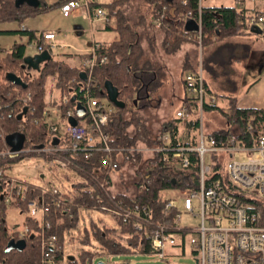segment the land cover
Wrapping results in <instances>:
<instances>
[{
    "label": "trees",
    "instance_id": "obj_1",
    "mask_svg": "<svg viewBox=\"0 0 264 264\" xmlns=\"http://www.w3.org/2000/svg\"><path fill=\"white\" fill-rule=\"evenodd\" d=\"M139 2L140 0H113L105 6V28L116 32L117 37L110 43H97L95 53L99 57H106V62L95 66L88 77L79 68L57 58L55 52H50L51 58L42 63L38 70L28 68L23 62L26 46L24 43H14L9 51L0 57V132L4 136V140L0 137V152L5 149L13 150L9 137L20 140V150L52 149L50 154L41 155L46 160L60 158L68 161V170L80 179L73 184L71 192L63 195L64 199L58 207L55 204L56 200L51 201L53 197L47 198L50 211L48 219L51 224L47 235L55 234L57 237L58 252L55 257L57 262L64 260L66 264L78 262L91 264L95 254L108 256L130 253L154 254L150 250L147 235L156 223L170 217V213L167 217L164 216L162 191L170 187L187 190L198 188L197 156L193 153L189 156L191 164L188 170L183 172L186 178L194 176V181L189 184L170 180L162 164L158 161L154 163L157 159L156 153L153 159L144 160L147 174L135 182L133 198L122 192H111L109 189L105 192L100 187L101 183L109 181L113 171L111 162L115 161V154L135 147L138 142L147 147L160 146L158 136L166 132L170 137V147L195 145V135L191 136L190 132H195L199 125L197 104L193 98L186 95L183 79L181 83L184 92L181 104L189 109V119L170 117L160 124L157 135L153 136L147 128L146 119L139 115L140 111L155 106L165 81V70L154 55V37H162L160 48L165 54H174L186 41L193 42L196 47L197 35L200 34L204 86L209 95L225 101L223 107L219 104L213 108L207 104L203 107V112L214 110L223 120L220 127L205 129L214 137L217 145H228L227 140L231 136L240 142L250 144L253 138L264 134V106L261 108L236 106L233 94L237 85L232 66L233 63L245 60L249 50L247 45L233 42L232 39L251 34L249 19L264 14V9L249 13L245 8L209 6L203 4L201 0H141V5ZM88 5L91 11L95 12L98 8L104 11L103 6L96 3L90 2ZM142 5L147 6V15L140 14ZM50 7L44 0H39L37 7L25 4L15 6L14 0H0V22L13 21L21 25L26 18ZM134 10L139 14L135 21L133 17L131 20L128 16L131 14L129 12ZM111 18L115 20L114 25L110 23ZM157 18L160 19L159 27L154 25ZM14 32L26 36L28 44L32 42L43 44L42 32L26 29ZM81 56L86 57L88 54ZM196 61L195 49V55L186 58L181 65L180 75L194 71ZM32 71H36V74L31 73ZM6 73L20 77L26 86L14 85L7 81ZM50 78L55 80V88L58 89L60 96L68 97L67 103L63 106L59 102L58 107L61 110L72 109L77 125L85 126L86 134L93 137H97L98 132L89 127L91 118L88 99L99 98L107 101L104 83L109 81L116 87L118 99L124 103V107L118 108L111 104L113 111L108 114L107 123L100 128L101 133L108 137L107 145L111 149L110 152L104 150L102 142L91 146L86 141L81 143L77 151L71 152L68 150V133L60 127L55 132L51 131L43 116L47 107V83ZM26 94H29L30 98L23 102ZM93 147L99 149L95 150ZM34 155L33 152L0 155V169L8 170L13 163ZM134 157L135 164H138L139 155L135 154ZM222 159L221 154L209 156L211 178L207 179L206 186L214 179L224 182ZM140 182H144L145 187L138 191ZM98 195L102 198L101 203L96 200ZM132 203L146 206L150 212L148 219L142 222L143 229L139 233H133L131 222L125 224L121 215L112 214L115 226L99 227L92 221L88 227L82 226L80 239L82 248L78 249L76 255L64 256L62 251L64 230L69 227L75 228V221L79 219L76 217L77 208L104 213L102 206L121 211L122 207ZM18 205L23 213L25 205L23 203ZM24 223L29 231L20 238L17 232L7 225L5 208L2 207L0 264H34L39 258L40 237L37 224L27 217ZM124 232L133 234L131 237H123ZM96 247L99 248L98 252L94 250Z\"/></svg>",
    "mask_w": 264,
    "mask_h": 264
},
{
    "label": "built area",
    "instance_id": "obj_2",
    "mask_svg": "<svg viewBox=\"0 0 264 264\" xmlns=\"http://www.w3.org/2000/svg\"><path fill=\"white\" fill-rule=\"evenodd\" d=\"M256 2L258 0H236L237 3ZM87 5V0L80 2L79 0H68L60 5V13L67 17L72 10L78 6ZM104 11L102 9L95 10V18L104 19ZM251 27L258 31V34L264 40V14L249 19ZM155 27H159L160 19L154 21ZM43 44L34 42L29 45L33 47L37 53L44 50L56 52L64 44L51 31L42 32ZM98 44L94 43L86 52L88 56L74 55L72 57V65L79 68L86 77L90 76L91 70L95 66L102 65L106 62V57H99L95 50ZM197 61L194 71L184 73L182 79L184 81V91L188 97L194 99L197 104L198 128L195 131V145L170 147L169 134L164 132L158 136L161 142L160 146H151L141 149L136 147L118 151L115 161L111 162V169L114 170L119 164L117 158H121V163L125 161H136L135 154L149 151L151 153L148 159H153L157 153V161L162 164L167 177L170 180L189 184L194 181V176L186 178L183 174L190 166V154L197 156V184L196 189H184L181 187H170L162 191L161 199L164 201L163 211L165 218L162 222L156 223L150 230L147 238L149 239L150 250L157 255L159 259H164L167 254L165 249L179 248L183 249L188 246L191 254L195 258L196 264H264V134H260L251 140L250 144L240 142L234 136L227 140L228 145H217L214 137L208 134L203 127V107L207 104L209 107L218 106L217 99L209 95L204 86V71L202 67V52L200 34L197 35ZM71 95V94H70ZM30 98L26 94L22 99L26 102ZM68 101L67 96L60 98L61 105H65ZM107 102V103H106ZM88 110L91 118L90 128L97 131V137L87 135L85 126H70L68 118L73 117V111L70 108L54 110V117H61L65 123L63 130L69 135V149L75 152L80 148L83 141L88 145H95L97 142L103 143L105 151L110 152L111 149L107 145V135L102 134L100 128L107 123L108 114L112 113L113 107L111 103L99 98L88 99ZM45 122L51 131H57L61 125L55 119H47V113H43ZM175 117L180 120L190 118V112L187 106L181 104L175 112ZM61 128V127H60ZM0 137L4 140L3 134ZM98 150V147H93ZM245 152L248 157L244 161H235L232 158L233 152ZM35 153L32 156L37 160L36 167H47L51 170H68L69 162L60 158H52L46 160L41 153L50 154L52 149L34 148L19 149L18 151L5 149L0 152L1 156L18 154V153ZM212 154H221L223 157L230 159L224 165L223 174L224 182L214 179L210 181L208 186L205 185L208 178H211V168L208 158ZM44 167H43V166ZM41 169V168H39ZM46 169V168H45ZM145 173L140 176L146 175ZM42 176V174H40ZM111 176L109 181L100 184V187L106 192L111 187ZM107 186V187H106ZM145 187L144 182H140L137 190L141 191ZM173 193L175 195H173ZM65 193H61L57 188L49 186L41 187L35 183H31L10 173V169H0V214L2 207L5 208V221L7 223L6 214L9 207H15L20 213L18 203L25 205V217L36 222L39 231V258L34 264H60L55 257L58 252L56 245L57 237L55 234L47 235L50 229V215L47 198L53 197L51 201H55L57 207L64 199ZM126 194V193H125ZM128 195V194H127ZM132 198L134 197L131 196ZM55 198V199H54ZM97 202H102V198L98 195ZM192 200L197 202V207L192 205ZM13 203H16L14 205ZM180 205L183 213H190L194 217H198L199 225L197 227H189L182 225ZM80 209H83L80 207ZM104 213L109 215H121L122 222L127 224L131 222L133 233H139L143 229L142 222H145L150 212L146 206H140L137 203L122 207L121 211H115L102 206ZM196 212L194 213V210ZM173 211V213H171ZM102 213V212H101ZM8 225V224H7ZM16 231L18 236L24 237L29 228L25 223L18 226ZM131 232H124L123 237H131ZM146 233V231L144 232ZM189 238L187 239V236ZM91 264H94L91 262Z\"/></svg>",
    "mask_w": 264,
    "mask_h": 264
},
{
    "label": "rangeland",
    "instance_id": "obj_3",
    "mask_svg": "<svg viewBox=\"0 0 264 264\" xmlns=\"http://www.w3.org/2000/svg\"><path fill=\"white\" fill-rule=\"evenodd\" d=\"M113 0H92V2L96 3L97 5L103 6L104 15L106 13L105 6ZM203 4L209 6H219V5H228V6H235L236 1L234 0H201ZM138 2V1H137ZM44 3L48 6H51L47 10L36 14L35 16H31L26 18L21 25L13 21H5L0 22V57H3L7 51L12 47L15 42L24 43L25 46V57H33L37 54V51L31 47L27 43V37L22 35L20 36L19 33L14 32L20 29L23 25L28 28V30H50L55 32L58 35V38L62 39L69 48H66L65 51L69 50L72 53L76 51H81L86 49L87 46L91 43L92 34L94 37L102 40H111L117 37L116 32L114 31H99L97 30L98 26L101 24H105L106 19L95 18L96 20L89 25L88 20L84 19L82 15L73 16L70 14L69 17H63L60 13V7L57 5V0H44ZM63 4V3H62ZM141 5V0L139 2ZM126 11V10H125ZM130 11V10H129ZM135 11V12H134ZM130 15L128 14L129 18L134 21L139 17L137 10H134ZM127 12V11H126ZM147 6H141L140 14L147 15ZM133 15V16H132ZM105 17V16H104ZM105 20V21H104ZM114 19L111 18V25H114ZM6 31V32H5ZM92 33V34H91ZM155 43V50L154 55L157 60L162 64L165 72L170 78H173L175 81L176 86L173 87L168 91L171 92V99H170V111L179 108V98L182 94L181 86L178 79H180V67L185 62L186 58L192 57L198 53V47L194 46L193 42L186 41L184 42L178 50L174 54H165L162 49L160 48L161 38L162 37H154ZM144 44L146 42L144 41ZM202 52V50H201ZM57 58L61 59L57 50H56ZM203 55V52H202ZM62 60V59H61ZM70 66L72 62L69 60L67 63ZM74 67V66H73ZM244 65L238 66L239 69V77L237 79L238 88H243L244 84H246L250 79V74L247 71L251 72L253 69L244 68ZM255 68V66H252ZM31 73L36 74V71H32ZM165 92L163 93V97ZM169 95V96H170ZM60 93L58 89L55 88V80L50 78L47 83V94H46V102L47 107L44 112L47 113V119H55L54 121H59L58 123L61 125L60 127L63 129L65 128V123L61 117H54V110L58 108V104L60 102ZM108 101V100H107ZM220 106L223 105V101ZM107 103V102H106ZM223 107V106H222ZM141 117L146 119V125L151 133V135L155 136L158 133L160 124L157 121H151L153 117V111L150 108L144 109L140 111ZM152 116V117H151ZM151 121V122H150ZM222 118L219 114L214 111H204L203 112V127L207 130L215 129L222 125ZM195 135V132L191 131L190 135ZM138 150L145 148V145L141 142H138L135 146ZM151 153L149 151H143L139 153V163L135 164L131 161H125L121 163V158H117L119 164L112 172L111 176V192H122L126 193L129 196H133L135 192V182L139 179V177L145 173L144 168V160L150 157ZM248 157V154L245 152H233V156L231 159L235 161H244ZM229 157H223L222 161L223 164L226 165V162L229 160ZM37 160L33 159L32 157L23 159L21 161L15 162L10 167V173L25 179L31 183H35L36 185H40L41 187L48 188L49 186L55 187L61 193L71 192L73 189V184L75 182L80 181V179L71 171L69 170H51L47 167H36ZM46 168V169H45ZM42 174V176H40ZM75 193V191H74ZM173 195H175L173 193ZM192 205L197 207V202L192 200ZM179 211L181 212V220L180 223L182 225H186L189 227H197L199 225L198 217H194L190 213H183L180 205L178 206ZM75 221V228L69 227L64 230V241L62 245V251L64 256H71L76 255L78 249L82 248L80 244V239L82 237V226L88 227V224L92 222H96L99 227H113L115 226V221L111 215L108 213H101L94 210H83L77 208ZM196 209L194 210V213ZM7 224L12 229H17L18 226H21L25 221V214L20 213L17 208L9 207L7 209L6 214ZM189 235L187 236V239ZM95 252L99 251V248L96 247ZM167 256L164 259H159L155 254H140V253H130L127 255H102V254H95L92 263H103V264H196L195 258L191 254L190 248L186 246L183 251L179 248H170L167 247L165 249ZM60 264H66L63 260ZM79 264V262L77 263Z\"/></svg>",
    "mask_w": 264,
    "mask_h": 264
},
{
    "label": "crops",
    "instance_id": "obj_4",
    "mask_svg": "<svg viewBox=\"0 0 264 264\" xmlns=\"http://www.w3.org/2000/svg\"><path fill=\"white\" fill-rule=\"evenodd\" d=\"M64 1L65 0H57L58 7H60V5L62 3H64ZM79 1L83 2V0H79ZM234 1H236V0H234ZM90 2H92V0H87L86 6L80 5L77 8L73 9L71 12V15H73V16L82 15V17L84 19L88 20L89 25L91 26V24L96 19H95V12L91 11L89 8L88 3H90ZM234 5L235 6H233V7H235L236 9L245 8L250 13L254 10H263L264 9V0H258V1L253 2V3L245 1L242 4H239L236 2V4H234ZM219 6H228V5H219ZM69 16H67V17H69ZM105 27H106V23L102 24V25L100 24L97 27L98 28L97 30H99V31H110V30H107ZM91 28H92V26H91ZM21 29L28 30V28L24 25L22 27H20V30ZM44 31H50V30H40V31L36 30L35 32H44ZM251 31H252L251 34H246V35L232 39L233 42H239V43L247 45L248 49H249L245 60H243L241 62L233 63V65H232L234 70H235L234 78H235L236 85H237L236 92L233 94V96L236 98V106L240 107V108H261L264 106V40L262 39V37H260V35L258 34V32H256V30H254L252 28ZM51 32L54 33L56 35V37L58 38V35L55 32H53V31H51ZM58 39L64 45L62 47H60V49H58L57 52H58L60 58L63 61H65L66 63H68L69 60L72 62V57L74 55L85 54L91 48V46L94 43H98V44L99 43H110L115 38L111 39V40H102V39H98V38L94 37L92 34L91 43L89 44V46H87L86 49H83L81 51H76L74 53H72L69 50L65 51L66 48H69L71 46H68L62 39H60V38H58ZM15 43H18V42H15ZM241 65H244L246 68H249V70L253 69V71L252 72H251V70L247 71V73H251L250 79L246 84H244L243 88L239 89L238 83H237L238 82L237 79L239 77L238 66H241ZM252 66H255V68H253ZM183 75H181L180 79L177 80V82H179V85L181 86V90H182V94L179 98V101H180L179 107L181 106V99H182L183 92H184L183 87H182V83H181V79H182ZM173 80L174 79L170 78L167 75V73L165 72V81L162 85V88L159 91L160 97H159L158 101L156 102L155 106L150 108L153 111H155V113H153L154 114L153 117L151 116L152 117V119H150L151 121H156V122L158 121L159 124H161L163 121L170 119V117H174L175 112L179 109L178 108V109L173 110V112H169L170 111L169 107L171 104L170 99L172 96L170 95L171 92L168 93V91L170 89L172 91L173 87L176 86L175 81H173ZM164 92H165V94H164L165 96L163 97ZM217 101H218L219 105L222 103L221 101H223L222 106H225L224 100H217Z\"/></svg>",
    "mask_w": 264,
    "mask_h": 264
},
{
    "label": "water",
    "instance_id": "obj_5",
    "mask_svg": "<svg viewBox=\"0 0 264 264\" xmlns=\"http://www.w3.org/2000/svg\"><path fill=\"white\" fill-rule=\"evenodd\" d=\"M15 6L20 5H27L30 7H37L39 5V0H14ZM258 32V31H256ZM51 58L48 51L44 50L40 53H37L33 57H24L23 62L27 65L28 68H32L34 70H38L39 66L44 63L45 61L49 60ZM83 77H85L83 75ZM5 79L9 82H11L14 85H20L22 87H25L26 85L22 82L20 77L16 76L13 73H6ZM104 88L107 96V100L109 103L114 105L115 107L122 108L124 107V103L118 99V91L116 87L112 85L111 82L107 81L104 83ZM68 123L70 126L76 125V120L73 117L68 118ZM9 141L12 142L13 150L18 151L20 149V140L15 139L13 140V137H9ZM102 264V263H97Z\"/></svg>",
    "mask_w": 264,
    "mask_h": 264
}]
</instances>
